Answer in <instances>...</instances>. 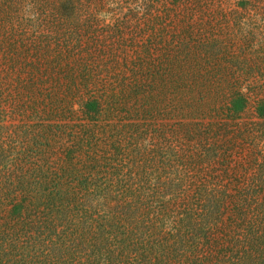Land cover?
<instances>
[{"label":"trees","instance_id":"obj_1","mask_svg":"<svg viewBox=\"0 0 264 264\" xmlns=\"http://www.w3.org/2000/svg\"><path fill=\"white\" fill-rule=\"evenodd\" d=\"M60 1L79 9L78 0ZM169 1L192 10L206 3ZM238 4L264 21V0ZM185 43L176 38L167 60L181 62ZM50 53L26 48L0 63V264H264V148L256 140L264 139V104L252 111L261 120L251 128L254 147L232 162L202 138L207 112L186 81L151 80L157 102L145 154L134 140L147 127L125 121L102 95L83 99L76 81L55 76ZM224 98V147L238 135L252 139L239 123L247 94L238 86Z\"/></svg>","mask_w":264,"mask_h":264},{"label":"rangeland","instance_id":"obj_2","mask_svg":"<svg viewBox=\"0 0 264 264\" xmlns=\"http://www.w3.org/2000/svg\"><path fill=\"white\" fill-rule=\"evenodd\" d=\"M78 1L79 9L70 10L60 0H0V63L16 61L26 48L51 49L47 56L57 62L58 79L76 81L83 99L102 95L125 121L147 127L134 140L145 154L151 151V105L157 102L151 97L157 90L151 80L182 78L186 93L201 99L200 108L207 112L205 141L226 148L232 162L254 147L251 128L261 120L252 111L264 104V21L259 10L252 6L247 15L239 0H206L194 10L192 3L174 9L169 0ZM68 36L78 44L68 47ZM176 38L187 41L179 63L166 56L175 53ZM238 86L248 97L240 127L253 140L238 135L224 147L228 140L217 121L228 108L224 97ZM256 140L264 148V139Z\"/></svg>","mask_w":264,"mask_h":264}]
</instances>
